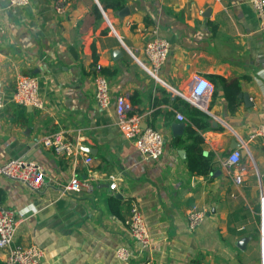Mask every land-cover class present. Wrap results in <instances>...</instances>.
<instances>
[{
  "label": "crops",
  "instance_id": "1",
  "mask_svg": "<svg viewBox=\"0 0 264 264\" xmlns=\"http://www.w3.org/2000/svg\"><path fill=\"white\" fill-rule=\"evenodd\" d=\"M59 1L16 8L0 0V163L14 158L43 168L39 191L0 179L2 205L18 220L15 243L42 249V264H121L115 250L133 248L124 222L134 201L151 236L150 264H264V145L250 139L264 124V32L249 0H67L58 14ZM154 36L170 45L155 77L142 52ZM97 69L110 86L104 109L93 98ZM19 74L39 78L42 110L11 100ZM194 76L212 84L206 110L183 97ZM118 96L142 116L143 128L163 136L157 161L121 134ZM176 123L183 129L174 135ZM54 133L78 144L77 159L41 145ZM195 137L212 168L206 177L187 167ZM235 143L244 145L242 157L229 169L224 161ZM92 174L93 190L63 191L73 176ZM110 174L119 176L115 192ZM193 206L206 211L196 230L186 218Z\"/></svg>",
  "mask_w": 264,
  "mask_h": 264
},
{
  "label": "built area",
  "instance_id": "2",
  "mask_svg": "<svg viewBox=\"0 0 264 264\" xmlns=\"http://www.w3.org/2000/svg\"><path fill=\"white\" fill-rule=\"evenodd\" d=\"M10 7L25 8L31 0H7ZM67 0H61L56 6V12L61 14ZM249 4L255 14L258 30L264 32V0H249ZM5 30L0 27V45L3 42ZM142 52L149 65L147 70L150 75L156 72L165 63L170 45L167 40L154 36L144 43ZM146 68V67H145ZM147 69V68H146ZM93 98L96 106L100 109L106 108L110 104V86L108 79L97 69L93 79ZM212 84L205 78L194 76L188 85V95L183 96L189 103L200 110H206V97L212 92ZM4 85L0 81V110L5 103ZM11 100L20 106H29L42 110L43 100L40 96L39 78L35 75L19 74L15 78L14 91ZM116 124L121 134L132 143L135 149L145 160L157 161L164 152L165 141L163 136L150 128L142 127V116L132 112V107L125 96H118L115 99ZM178 121H184V117L177 114ZM250 139H257L264 145V124L255 128ZM41 145L51 149L56 155L65 159H77L80 149L77 143L67 141L61 133H54L44 137ZM244 145L232 150L224 161V165L229 169H234L240 163L242 149ZM85 165L92 163L91 156H84L82 159ZM241 170L238 172V174ZM5 178L10 181L19 182L32 191H39L43 186V168L35 163L21 159H8L0 163V179ZM97 175L92 174L90 178L80 180L73 176L68 183L63 186L64 192L80 194L89 192L94 188ZM118 175L107 176L109 191H117ZM236 182L239 176L234 178ZM206 211L197 206L189 209L186 218L188 228L196 230L204 221ZM133 248L120 246L115 250V258L121 264H128L136 261L137 264H150L144 252L150 247L151 236L146 226L145 219L140 212L138 205L134 201L129 203V214L124 222ZM18 220L13 210L2 205L0 199V255L3 264H42L44 252L37 246H19L15 243Z\"/></svg>",
  "mask_w": 264,
  "mask_h": 264
},
{
  "label": "trees",
  "instance_id": "3",
  "mask_svg": "<svg viewBox=\"0 0 264 264\" xmlns=\"http://www.w3.org/2000/svg\"><path fill=\"white\" fill-rule=\"evenodd\" d=\"M103 74V73H102ZM24 75H32V74H24ZM104 75V74H103ZM215 79V78H213ZM191 134V133H190ZM194 144L188 150V157H187V167L190 173L200 176H208L210 172H212V168L208 163V158L204 157L201 150L202 140L198 137L193 139ZM112 203H118L117 200L111 199ZM0 264H3L0 260Z\"/></svg>",
  "mask_w": 264,
  "mask_h": 264
},
{
  "label": "water",
  "instance_id": "4",
  "mask_svg": "<svg viewBox=\"0 0 264 264\" xmlns=\"http://www.w3.org/2000/svg\"><path fill=\"white\" fill-rule=\"evenodd\" d=\"M123 10H126V9H123ZM128 10V9H127ZM128 12V11H127ZM244 97V100L246 101L247 100V97L245 95H242ZM182 129H183V125L181 123H176L172 126V131L175 134L177 133H181L182 132ZM235 146L238 147V145L235 143ZM90 149H86V152H90L89 151ZM217 173L214 174V176L216 175Z\"/></svg>",
  "mask_w": 264,
  "mask_h": 264
}]
</instances>
